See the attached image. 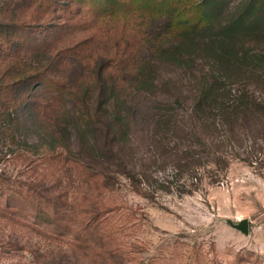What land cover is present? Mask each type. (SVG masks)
<instances>
[{"label": "trees", "instance_id": "1", "mask_svg": "<svg viewBox=\"0 0 264 264\" xmlns=\"http://www.w3.org/2000/svg\"><path fill=\"white\" fill-rule=\"evenodd\" d=\"M83 2L99 6L88 23L80 19ZM183 2L187 6L180 8ZM109 24L129 31L104 40L106 53L95 56L96 40L114 35ZM259 42L264 44V0H0V142L9 144V152L24 131L39 133L43 143L27 144L44 163L59 166L58 172L66 164L77 168L101 193L111 173L130 172L125 149L139 125L135 99L164 87L163 66L189 70L197 89L174 95L175 101L158 100L157 112L141 122L166 137L181 130V110L195 134L197 121L217 128L224 115L239 119L251 110L246 93L239 104L230 103L231 90L215 69L260 76ZM174 78L167 84L175 85ZM5 176L0 173L5 220L15 214L12 200L34 205L46 226H57L67 214L71 198L62 184L43 177L9 190ZM12 242L6 245H19Z\"/></svg>", "mask_w": 264, "mask_h": 264}, {"label": "rangeland", "instance_id": "2", "mask_svg": "<svg viewBox=\"0 0 264 264\" xmlns=\"http://www.w3.org/2000/svg\"><path fill=\"white\" fill-rule=\"evenodd\" d=\"M185 6L183 2L180 8ZM97 9L81 3L80 19L88 23ZM113 25L109 29L114 35L91 47L95 56L106 53L101 52L104 40L113 41L127 29ZM261 67L258 77L215 69L231 90V104H239L238 96L247 94L251 110L246 114L239 119L224 115L217 128L197 121L194 134L180 110L181 130L165 137L140 117L151 119L158 100H173L180 92L190 96L197 87L190 83L189 70L163 66L164 87L135 99L139 125L125 149L130 172L115 168L119 172L110 174L98 194L87 174L68 164L58 172L59 166H48L30 149L27 142L43 143L39 133L24 131L9 152L2 139L0 150L7 156L0 154V173L10 177L4 184L9 190L20 191L31 179L44 177L47 184L65 186L71 200L57 226H46L36 217L34 205L11 199L14 216L4 214L10 221L0 216V264H264V64ZM169 76L175 77V85L167 84ZM71 139L74 147L77 137ZM4 201L0 198V210ZM242 220L249 223L248 235L232 226ZM10 241L19 245H6Z\"/></svg>", "mask_w": 264, "mask_h": 264}, {"label": "water", "instance_id": "3", "mask_svg": "<svg viewBox=\"0 0 264 264\" xmlns=\"http://www.w3.org/2000/svg\"><path fill=\"white\" fill-rule=\"evenodd\" d=\"M232 226L244 233L245 235H248L249 233V223L247 220H242L237 224H232Z\"/></svg>", "mask_w": 264, "mask_h": 264}]
</instances>
